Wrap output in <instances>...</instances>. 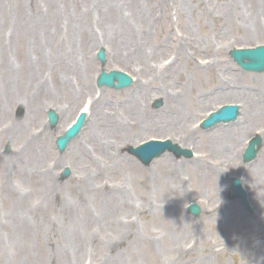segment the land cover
<instances>
[{"label": "rangeland", "instance_id": "374dc122", "mask_svg": "<svg viewBox=\"0 0 264 264\" xmlns=\"http://www.w3.org/2000/svg\"><path fill=\"white\" fill-rule=\"evenodd\" d=\"M262 1L0 0V45L7 51L0 50V212L9 208L6 196L12 194L34 206L32 211L27 208L33 222L23 230L33 244L29 255L23 256L20 251L17 256L15 249L6 250L8 245L0 251V264H38L37 261L40 264H264V197L256 202L254 195L255 208L244 212L242 206L221 195L222 179L214 194H209L204 184L195 179L194 168L199 172L195 159L177 162L167 154L144 168L128 155L130 146L153 138H172L178 145L192 146L177 135H169L164 126L153 123L152 131L148 124H140L139 130L129 131L130 143L120 139L116 147L110 148L109 153L119 152L120 157L105 159L108 154L101 152L105 160L95 166L89 159L83 163L74 160L71 149L76 140L63 155L55 146L56 137L75 119L82 102L90 98V92L102 98L104 106L111 101V106L116 107L118 101L127 99L126 95L143 98L144 91L148 94V114L155 118L165 116L174 101L175 117L185 116L183 122L175 123L177 127L189 133L188 128L193 124V130L198 131L194 135L198 140L197 154H205L206 160L215 162L226 160L224 169L233 163L229 171L252 166L253 163L245 165L240 156L228 163L225 152L229 145H215L206 152L199 141L203 134L218 128L204 133L197 129V122L222 104L243 103L238 98L241 96H226L229 90L246 89L252 98L264 95V81L260 83L264 74L247 78L248 74L229 59L233 48L264 44V7H259ZM254 7L261 25L242 27L241 18L248 19ZM113 8L120 9L119 18L136 19L139 24L133 37L135 46L145 50L166 46L154 60L145 56L150 66L140 57L116 58L112 50V55L108 54L109 47L113 48L112 43L117 42L114 17L109 12ZM87 13L93 18L87 20ZM50 17L59 20L50 30V36L53 46L67 53L62 59L55 57L54 50L38 47L43 30L55 24L49 23ZM78 18L88 42L84 51L73 58L69 56L70 44L66 39L70 26ZM35 19L37 24L30 32L27 26ZM91 36L95 42L89 41ZM197 40L201 42L200 48ZM101 48L107 52L104 69L118 68L135 78L141 73L148 77L146 87L142 88L140 79L122 92L99 90L96 79L102 67L96 54ZM77 66L89 68L91 84L80 92L77 100L66 104L70 90L76 87L72 76ZM4 69L7 74H3ZM44 83L49 86L44 88ZM62 85L67 86L66 93ZM165 90L172 92L170 102L165 100ZM162 99L164 107L154 110L155 101ZM20 109L23 114L17 116ZM50 109L60 116L56 129L48 126ZM252 123L258 127L264 118L257 115ZM244 132L235 145L243 144L251 134L250 130L243 136ZM263 153L261 150L259 156ZM87 156H91L90 151ZM167 161L168 166L184 169L180 175H173L174 184L168 180L169 173L164 167ZM36 162L37 168L33 169ZM66 169L71 175L61 181ZM35 171L45 177V180L37 179L38 186L29 176L31 173L38 177ZM260 177L264 178V172ZM5 181L13 182L10 185L15 188L14 193L5 189ZM90 184L92 200L86 191ZM181 184L185 187L183 192ZM19 190L25 193H17ZM198 197L204 200L200 205L202 213L195 218L185 207L189 202L200 201ZM222 210L242 217L248 227L232 231L229 222L219 215ZM1 225H4L2 216L0 228ZM31 227L32 236L28 237ZM251 227L250 232L239 231ZM178 228L181 230L174 236Z\"/></svg>", "mask_w": 264, "mask_h": 264}, {"label": "bare ground", "instance_id": "6f19581e", "mask_svg": "<svg viewBox=\"0 0 264 264\" xmlns=\"http://www.w3.org/2000/svg\"><path fill=\"white\" fill-rule=\"evenodd\" d=\"M260 8L264 7V0L262 1ZM111 15L114 17V26L113 31H116V38L117 42L112 43L113 49L115 46V57L120 58L122 55H125L126 57L132 55L135 57H140L144 63L147 66H150L148 63H146V57L149 59L153 57L152 60H154L155 56H157L160 52V50L165 49V45L161 46H151L149 49H144L142 47L138 48L133 44V37L136 33V30L138 29L137 26L139 24L136 22V19H125L119 18V12L120 9L113 8L109 11ZM258 11L254 7L251 10L250 17L248 19L241 18L242 27H259L261 25L260 17L258 16ZM93 18L92 14L87 13V20ZM49 23H55L50 25L48 28L43 30L42 38L39 41V49L40 48H49L54 50L55 57L57 58H65L67 53L65 51H61V48L59 46H53V40L52 36H50V30L56 26V22H58L57 17H50L48 18ZM36 19L35 21H32L31 26L28 24L29 31L32 32V29L34 28V25H36ZM78 25V27L76 26ZM82 21L78 18L77 22L74 26H70L69 37L66 39V42L70 44V57H73V55H77V53L80 55L81 52L84 51L86 47V43L88 42L87 34L83 33V26ZM121 30L119 31V29ZM123 31V32H122ZM140 32V30H139ZM141 33V32H140ZM113 37V38H115ZM112 39L109 40V42H112ZM89 41L95 42V37L91 36ZM65 42V44H66ZM136 43V42H135ZM198 48L201 47V42L199 40L196 41ZM2 46L0 45V50H3L7 52L5 49H1ZM145 50V51H144ZM145 53V54H144ZM146 56V57H145ZM151 60V61H152ZM150 61V62H151ZM8 67V66H7ZM6 67V68H7ZM74 77L76 82V87L72 88L70 90L69 97L67 96L66 104L70 103L71 101L77 100L80 92L87 87H90L91 84L90 81L88 82V70L89 68H82L78 67L74 68ZM149 69V68H147ZM3 74H7L6 69H4ZM31 77L33 76V71H31ZM264 80H261L260 83H262ZM264 84V83H263ZM44 88L48 87L43 84ZM143 86V85H142ZM62 88L65 90V93L67 91V86H63ZM50 95V91H47ZM228 95L226 96H241L238 97L241 100L245 101L244 107L245 110L242 112V117L240 120H238V123L230 127L226 130H220L218 133L213 135H208L207 140H202L200 143L201 145H204V148L206 151H211L215 145H229L226 149V157L231 159H235L236 157V149L238 148L237 145H235L236 142H238V138L240 137V134L242 131L246 130L250 127L252 124V121L249 122V119H251L254 115L259 114L261 116H264V95L261 97H253L249 96L251 93L247 92L245 90L236 89L234 91H228ZM126 95V94H125ZM148 94L144 93L143 98L142 96L140 98H137L136 95L129 96L126 95L127 99H123L117 106L116 109H114L111 106V101L106 103V106H104L105 101L104 100H96L93 99L92 105L90 106V116L87 120L86 127L84 131L90 129L89 133L81 139H78V141L74 144V146L71 149V154L74 160H77L76 162H85L87 159L90 160L92 166L103 163L105 159H109V157H120V153H109L110 148L116 147L117 142L120 139H123V141H129L130 138H128L129 131H137L139 130V125L146 123L148 124L152 131H154L155 123L156 125L164 126L165 129L167 128L173 129L169 132L181 135L183 139L187 140L189 139L188 136L183 135L184 128H179V130L176 128V122L183 120L185 116L182 114L179 116V118H176L175 116H170L168 113L167 116L163 117H153V115L148 114V104H146ZM166 96H169L166 94ZM57 103L56 100L52 99ZM254 109V113H250ZM94 113H92V111ZM137 111V113L135 112ZM94 116V120L93 119ZM252 127H250L247 131L251 130ZM245 131L244 134L247 133ZM223 132V133H220ZM242 136V135H241ZM46 153L49 154L48 148H46ZM91 152V156H87V152ZM102 153H107L108 155L106 158L101 155ZM44 153L42 151L39 155V157ZM240 153V152H239ZM46 155V154H45ZM44 155V156H45ZM80 157V158H78ZM105 158V159H104ZM164 162V160H162ZM204 162V161H203ZM161 163V162H160ZM159 163V164H160ZM38 163L36 162L33 166L34 168H37ZM169 162L167 161L165 164V168L169 173L168 180L171 181V184H174V174L175 173H182L184 169H178L177 167L168 166ZM32 169V170H33ZM213 169V170H211ZM31 170V171H32ZM218 170H221L220 168H211L206 164V162L203 163V167L199 170V172L194 168V177L196 180L202 182L204 184L203 187H206L208 189L209 194H214L216 191V187L218 186L221 178ZM181 171V172H180ZM211 172L214 176L211 175ZM264 172V155H261L260 159H258L255 163V166L253 169H251L248 173L249 174V183L252 186V189L255 190V200L258 202V200L262 197H264V178L262 179L261 173ZM38 177H36L34 174L29 173L30 178L33 180V182H37V179H44L45 177L43 174L39 175L37 171H35ZM247 182V179H246ZM11 181H5L3 182V186L6 190L10 192V194L14 193V189L10 185ZM13 183V182H12ZM11 183V184H12ZM37 184V183H36ZM178 185V184H177ZM14 187H16L13 184ZM38 186V184H37ZM85 186V184H84ZM92 185L90 184V187L86 190L90 194V190H92ZM82 189V188H81ZM17 193H25L24 191H17ZM1 195H3L1 193ZM91 200L94 198L91 194ZM1 197V196H0ZM6 198L10 201V206L7 210L0 212V217L2 216V219L4 220V225H1L0 228V251L3 248H6V246L10 245L6 248V250L15 249L14 253L19 255V252L21 251L22 255L25 254L29 255V249L33 248L32 242L28 241L26 236H24L23 232L27 229V227L30 226V223L33 222V216L30 214V212L27 210L29 208L32 211V208L34 207L32 204H30L27 201L20 200L19 198H16L14 194L12 196L7 195ZM264 208V207H263ZM222 216L227 223L229 222V226L231 230H235L237 227H248L246 226L248 223H245L246 221L243 220L242 217H238L237 215L225 213L223 210L219 214ZM32 218H29L31 217ZM88 216V215H87ZM26 228V229H25ZM25 229V230H24ZM184 229V228H183ZM24 230V231H23ZM181 229L178 228L174 231V236L180 231ZM28 237L32 236V227L30 228L28 232ZM177 238V237H176ZM175 238V239H176ZM38 264H40L37 261ZM67 264V263H66Z\"/></svg>", "mask_w": 264, "mask_h": 264}, {"label": "water", "instance_id": "95a60500", "mask_svg": "<svg viewBox=\"0 0 264 264\" xmlns=\"http://www.w3.org/2000/svg\"><path fill=\"white\" fill-rule=\"evenodd\" d=\"M260 51L264 50V48H261L259 49ZM236 54V53H235ZM243 54H247V55H251V54H255V52H245ZM234 55V54H233ZM235 58L239 59V61H244V60H247V59H250L249 57H241V58H238L236 55H235ZM257 65V64H256ZM245 67H248V66H252L251 63L249 64H244ZM256 68V67H255ZM260 69H262V67H260Z\"/></svg>", "mask_w": 264, "mask_h": 264}]
</instances>
